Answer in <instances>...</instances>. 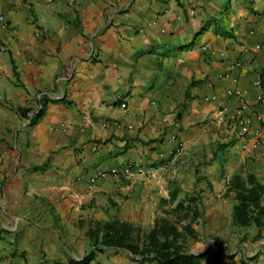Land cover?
Here are the masks:
<instances>
[{
	"label": "crops",
	"instance_id": "0c3cea01",
	"mask_svg": "<svg viewBox=\"0 0 264 264\" xmlns=\"http://www.w3.org/2000/svg\"><path fill=\"white\" fill-rule=\"evenodd\" d=\"M262 16L264 0H0V264L82 259L94 221L151 228L174 186L235 202L234 175L264 185V127L243 149L218 118L228 88L256 102ZM131 163L153 169L89 182ZM262 228L219 264H264ZM90 264L148 262L103 247Z\"/></svg>",
	"mask_w": 264,
	"mask_h": 264
},
{
	"label": "trees",
	"instance_id": "16d2710c",
	"mask_svg": "<svg viewBox=\"0 0 264 264\" xmlns=\"http://www.w3.org/2000/svg\"><path fill=\"white\" fill-rule=\"evenodd\" d=\"M48 100L46 95L40 98V107L33 119L42 113ZM234 192L235 204L232 218L235 224L245 227L264 225V185L251 173L245 176L234 175L227 191ZM181 189L174 186L168 198L160 200L161 205L169 209L156 216L147 232L133 223L118 218L106 221H94L86 231L89 240V251L80 260H71L68 264H90L95 252L103 247L119 248L129 251L141 263L153 261L155 264H201L205 253H194L188 250L187 240L197 239L193 224L204 215L201 191L187 193L180 198ZM211 264H218V253Z\"/></svg>",
	"mask_w": 264,
	"mask_h": 264
},
{
	"label": "rangeland",
	"instance_id": "374dc122",
	"mask_svg": "<svg viewBox=\"0 0 264 264\" xmlns=\"http://www.w3.org/2000/svg\"><path fill=\"white\" fill-rule=\"evenodd\" d=\"M184 188H188V190L185 191ZM184 188L179 194L180 198L184 197L187 193L193 194L194 190H196L195 187L184 186ZM201 196L204 215L193 224V228L197 232V239H189L186 243L189 251L206 254L201 264H211L213 257L217 253L219 264L221 258L225 256V252L229 251V243L231 241L236 240L241 242L251 237V241L254 242L260 237L259 234H251L248 231L244 232L247 228H255V225L242 227L234 223L232 213L235 202L232 198L222 200L209 199L204 192L201 193ZM164 209H169V207L165 205L163 209L157 207L156 216L161 215ZM150 224L147 223V220H140L139 223L135 222V226L137 225L141 232H146L150 228ZM147 262L148 264H155L153 261Z\"/></svg>",
	"mask_w": 264,
	"mask_h": 264
},
{
	"label": "built area",
	"instance_id": "2783aa9c",
	"mask_svg": "<svg viewBox=\"0 0 264 264\" xmlns=\"http://www.w3.org/2000/svg\"><path fill=\"white\" fill-rule=\"evenodd\" d=\"M261 21L264 22V16L261 17ZM235 68V74H232V80L235 82L238 79L239 71L241 67V62L239 60H235L233 65ZM230 72V71H228ZM231 75L230 73H225V76ZM256 86L258 87V93L256 94V102L253 106H250L244 100L245 91L238 88H228L226 90V95L228 98H235L238 100V105L234 109H228L226 107L219 108V116L221 122H225L227 125L234 126L238 132L240 137L242 138L243 149L247 148H256L260 144V132L259 131H251V125L255 121L260 124L261 127H264V115H262L256 107L260 104L264 103V69L261 74L257 77L255 81ZM125 106L124 103L121 104L123 108ZM182 146L178 142L175 145V154H179L181 152ZM136 169L138 172L144 173L147 171H152L153 167L150 166H141L137 163L127 164L119 169L111 168L110 170L104 172L100 171L96 173L93 177L90 178V184H93L97 179L103 177L106 173L108 174H128L132 169Z\"/></svg>",
	"mask_w": 264,
	"mask_h": 264
},
{
	"label": "water",
	"instance_id": "95a60500",
	"mask_svg": "<svg viewBox=\"0 0 264 264\" xmlns=\"http://www.w3.org/2000/svg\"><path fill=\"white\" fill-rule=\"evenodd\" d=\"M78 260H80V259H78Z\"/></svg>",
	"mask_w": 264,
	"mask_h": 264
}]
</instances>
